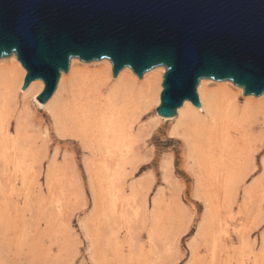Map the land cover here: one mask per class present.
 Instances as JSON below:
<instances>
[{
	"label": "bare ground",
	"instance_id": "bare-ground-1",
	"mask_svg": "<svg viewBox=\"0 0 264 264\" xmlns=\"http://www.w3.org/2000/svg\"><path fill=\"white\" fill-rule=\"evenodd\" d=\"M6 60H0V184L8 181L10 173L13 172L15 178L21 180L27 195V191L37 184L45 147L42 150V147L31 143L33 139L27 132L29 111L26 107L19 110V100L21 94L23 100L31 96L38 106L48 108L62 90L65 77L62 74L52 99L41 104L37 97L44 90V83L34 81L23 90L26 70L16 56L11 59L14 62L13 67L3 68ZM70 69L75 75L70 91L65 97L59 96L58 101L55 99L54 106L49 109L54 130L60 139H79L84 149L90 153L91 158L85 166L92 186L96 212L106 213L108 209H112V213L109 212L111 217L123 218L126 204L121 203L124 200L121 182L127 166L137 169L135 164L140 150L138 142L141 128L137 132L136 127L150 103L155 102L159 106L165 69H153L145 73L142 79L136 77L129 68L122 70L114 79L113 66L109 60L87 64L72 59ZM197 92L201 101L200 108L186 101L178 110L177 118L165 120L157 114V122L179 121L177 129L171 133V139L180 138L185 143L188 150L187 160L195 173L194 195L204 201L206 209L197 235L210 241V247L215 249L224 240L220 239L219 232L228 230L225 229V221L227 222L228 216L233 215L234 206L242 198L239 214L247 213L248 216L252 212L254 196L264 188V159L261 162L263 172L260 180L246 186L257 166V156L264 150V138L255 140L252 121H260L261 117L264 120V94L259 99L254 96L246 97L244 90L232 82L212 80L200 81ZM241 95L246 99L243 104ZM12 120L15 121L14 133H11ZM162 168L166 175H171V160L166 159ZM62 171L54 155L46 174V187L50 197L55 196L56 188L61 184ZM168 207L160 199L154 201L157 223L149 234L152 241L161 235L160 225L168 217ZM128 211L131 212L130 209ZM132 212L135 218L139 216V208H134ZM130 221H133L132 218ZM237 237L239 250L248 246L249 237L245 225L237 231ZM191 250L192 256L196 258L194 245ZM263 252L264 237L261 254L254 255V264H264Z\"/></svg>",
	"mask_w": 264,
	"mask_h": 264
},
{
	"label": "rangeland",
	"instance_id": "rangeland-1",
	"mask_svg": "<svg viewBox=\"0 0 264 264\" xmlns=\"http://www.w3.org/2000/svg\"><path fill=\"white\" fill-rule=\"evenodd\" d=\"M12 57L5 58L3 68L14 66ZM70 70L67 74L63 73L64 86L54 101L70 91L75 76ZM22 95L18 108H28L27 132L33 139L31 143L42 147V150L45 147L44 160L37 174V184L27 191V195L21 180L15 178L13 172L8 181L0 184V264H254V255L261 254L264 188L254 196L252 212L248 216L247 213L239 214L242 198L234 206L233 215L225 221V229L228 230L219 232L220 239H224L225 243L220 241L214 249L210 247V241L198 236L206 212L205 203L194 195L195 173L187 160L185 143L180 138L171 139L179 121L158 123L157 103H150L145 108L136 127L137 132L141 128L140 150L135 164L137 169L127 166L121 182L124 194L121 203L126 204L123 208L125 216L114 219L109 214L112 209L106 213L96 212L85 166L91 158L90 153L79 139H60L57 136L49 111L54 101L48 108H42L33 97L23 100ZM240 97L243 104L246 99L242 95ZM252 121L255 140L264 138L263 118ZM11 122V133H14L15 121ZM33 144L30 146L33 147ZM54 155L57 165L62 167L63 176L60 186L55 189V196L50 197L46 174ZM166 159L172 162L171 175H166L162 168ZM263 159L264 150L257 156V166L246 186L260 180ZM158 199L169 205V212L160 225L161 235L152 241L149 234L156 227L154 201ZM134 208H139L140 212L136 218L132 212ZM131 218L133 221L129 222ZM166 220L170 221L169 225ZM244 225L249 244L239 250L237 231ZM193 245L196 258L192 256ZM232 248L236 253L232 252Z\"/></svg>",
	"mask_w": 264,
	"mask_h": 264
},
{
	"label": "water",
	"instance_id": "water-1",
	"mask_svg": "<svg viewBox=\"0 0 264 264\" xmlns=\"http://www.w3.org/2000/svg\"><path fill=\"white\" fill-rule=\"evenodd\" d=\"M16 56L54 96L72 59L109 60L140 79L165 69L156 113L171 119L184 102L200 108V81L232 82L264 94V0H0V60Z\"/></svg>",
	"mask_w": 264,
	"mask_h": 264
}]
</instances>
